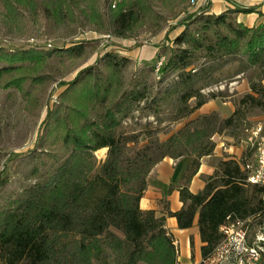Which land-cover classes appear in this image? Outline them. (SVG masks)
Returning a JSON list of instances; mask_svg holds the SVG:
<instances>
[{
  "label": "trees",
  "instance_id": "obj_1",
  "mask_svg": "<svg viewBox=\"0 0 264 264\" xmlns=\"http://www.w3.org/2000/svg\"><path fill=\"white\" fill-rule=\"evenodd\" d=\"M6 2L13 9L12 0ZM17 2L30 6L34 13L42 9L40 0ZM43 3L58 23L75 22L78 0ZM113 4L109 0L106 11L93 8L84 12L97 32L125 36L149 16L166 21L150 0H121ZM233 5L219 14L205 9L182 21L185 28L173 40L167 61L159 69L161 75L176 70H184V74L193 64L195 52L202 49L213 56L244 54L252 65L264 62V12L258 10V5ZM250 13H258L261 21L248 26L238 20L239 14ZM81 49L80 45L14 53L0 49V60L9 62L0 68V87H16L30 100L31 90L25 88L27 81L31 85L43 84L54 78L27 71L25 62H35L34 67H40L53 53L72 54ZM128 61L127 57L107 53L105 70L95 66L82 69L59 94V104L49 113V119L62 132L60 138L64 146L72 147V152L52 186L0 221V257L5 264H112L111 259L113 264H178L179 252L165 227L166 216H157L155 210L140 207L147 176L164 157L189 155L193 157L185 175L189 183L198 172L201 159L213 154L215 143L211 139L222 130H214L212 135L207 127L180 130L163 144L168 151L158 161L126 165L122 145L115 134L122 121L117 102L121 85L115 88V81L121 66ZM8 72L16 75L3 82V75ZM185 74L192 76L191 72ZM251 89L253 93L245 95L241 103L251 101L264 108V101L254 94L264 95V84H253ZM125 96L140 100L143 94L133 90ZM99 102L105 103V111L98 118H91L90 111ZM204 103L199 100L193 112ZM236 113L225 120L227 125L234 122ZM102 148H108V155L98 164L95 152ZM247 177L246 168L243 170L235 160H227L208 177L203 190L196 194L187 186L180 190L184 207L169 211L168 215L177 218L181 229L192 227L198 219L205 243L203 257L221 240L220 227L228 216H264V187L251 185L253 190L249 195Z\"/></svg>",
  "mask_w": 264,
  "mask_h": 264
},
{
  "label": "rangeland",
  "instance_id": "obj_2",
  "mask_svg": "<svg viewBox=\"0 0 264 264\" xmlns=\"http://www.w3.org/2000/svg\"><path fill=\"white\" fill-rule=\"evenodd\" d=\"M6 1L0 0V49L10 53L76 45L82 49L72 54L53 53L40 67L26 61L27 71L54 78L43 84L31 85L27 81L25 88L31 90L30 100L16 87H0V221L10 212L20 211L28 199L55 183L72 147L64 146L62 132L55 129L49 113L79 71L88 66L105 70L107 53L129 58L115 81V88L121 85L117 102L121 109L118 115L122 117L115 134L126 165L158 161L168 151L163 144L180 130L207 127L210 134L222 130L236 138L253 136L258 127L264 131L263 106L251 101L241 103L245 95L253 93V84H264V62L252 65L244 54L213 56L202 49L195 52L192 66L185 70L192 76L182 74L184 70L166 75L159 72L173 40L185 28L182 21L205 9L215 13L222 6L230 8L235 3L249 6L250 0H150L166 21L149 16L125 36L97 32L95 24L84 14L93 8L106 11L109 0H78L75 22L64 23H58L45 10L43 1L50 0H40L42 9L36 13L17 0H12L10 9ZM118 1L121 0H113V5ZM210 41L207 39V43ZM7 65L8 61L0 60V68ZM14 75L15 72L5 73L2 81ZM133 90L141 91L143 97L135 100L125 96ZM254 94L264 101L262 93ZM199 100L205 102L206 112L199 110L201 107L193 112ZM93 106L90 116L98 118L105 111V103ZM235 111L234 122L227 125L225 120ZM107 155L108 148L96 151L97 163H102ZM247 189L251 195L252 186ZM263 220L262 215L260 221ZM0 264H5L1 257Z\"/></svg>",
  "mask_w": 264,
  "mask_h": 264
},
{
  "label": "crops",
  "instance_id": "obj_3",
  "mask_svg": "<svg viewBox=\"0 0 264 264\" xmlns=\"http://www.w3.org/2000/svg\"><path fill=\"white\" fill-rule=\"evenodd\" d=\"M247 3L249 6L258 5V10L264 12V0H250ZM228 6L232 5L229 3ZM226 9H228L227 6H222L215 13L219 14ZM261 19L258 13L238 16V20L248 26H254ZM205 105L199 110L206 112ZM250 137L236 138L234 134L226 131L215 133L212 137L215 143L213 154L201 159L199 170L189 183L185 178L193 158L189 155L178 158L166 156L152 168L147 176V186L140 200V207L143 210H155L157 216H166L165 227L178 243V264H194L200 261L203 257L202 247L205 244L201 239L197 218L192 227L181 229L177 218L168 215L169 211L176 212L184 207L180 190L183 186H187L195 194L203 190L208 177L215 173L221 160H235L243 170L251 160L255 163L256 149L253 148Z\"/></svg>",
  "mask_w": 264,
  "mask_h": 264
},
{
  "label": "built area",
  "instance_id": "obj_4",
  "mask_svg": "<svg viewBox=\"0 0 264 264\" xmlns=\"http://www.w3.org/2000/svg\"><path fill=\"white\" fill-rule=\"evenodd\" d=\"M256 162L247 164V183L264 187V131L258 127L250 137ZM228 216L220 227L222 238L213 251L194 264H264V220ZM179 252L177 241H174Z\"/></svg>",
  "mask_w": 264,
  "mask_h": 264
}]
</instances>
